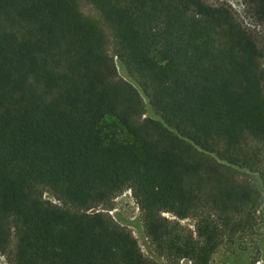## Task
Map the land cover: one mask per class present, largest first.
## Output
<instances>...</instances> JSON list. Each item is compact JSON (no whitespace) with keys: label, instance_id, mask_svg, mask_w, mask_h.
<instances>
[{"label":"trees","instance_id":"16d2710c","mask_svg":"<svg viewBox=\"0 0 264 264\" xmlns=\"http://www.w3.org/2000/svg\"><path fill=\"white\" fill-rule=\"evenodd\" d=\"M242 2L264 28V0ZM125 191L154 256L109 213ZM263 227L262 33L207 0H0L8 264H210L236 247L224 264H255Z\"/></svg>","mask_w":264,"mask_h":264},{"label":"rangeland","instance_id":"374dc122","mask_svg":"<svg viewBox=\"0 0 264 264\" xmlns=\"http://www.w3.org/2000/svg\"><path fill=\"white\" fill-rule=\"evenodd\" d=\"M208 3L212 4H219L224 3L228 6H230L240 17L241 19L250 27L256 28L260 33L264 35V28L252 18V16L248 13L247 9L243 5L242 0H207ZM85 12L87 13H94L93 10L85 6ZM117 68L119 69L120 75H124V72L120 69L117 59H115ZM114 119L113 118H106L104 122L101 124V128L103 130L106 129L107 125L111 123ZM109 213L114 217V219H118L124 224H127L128 228H130L133 232V235L138 240V243L143 251V253L147 256H154V253L150 252V244L148 239L144 236L143 233H140V231L137 229L135 225H131L129 223L131 222H138L139 221V215L140 211L139 208L134 200V198L131 196L130 191H125L123 194L119 195L115 199L114 208L109 211ZM164 215L168 218H173L172 214L170 213H164ZM182 224L185 226H188L189 228H194V221L191 218L185 219L181 221ZM261 233H264V227L260 229ZM251 247H249V250ZM225 255L224 250H220L218 253H216L212 259V264H220L221 259ZM241 254L239 253L238 249L234 251V254H231V262H239ZM255 254H252L251 257H254ZM0 264H8L6 257L2 254H0ZM180 264H193L188 260H181ZM255 264H264V259L258 258V260L255 262Z\"/></svg>","mask_w":264,"mask_h":264},{"label":"flooded vegetation","instance_id":"af4514ba","mask_svg":"<svg viewBox=\"0 0 264 264\" xmlns=\"http://www.w3.org/2000/svg\"><path fill=\"white\" fill-rule=\"evenodd\" d=\"M234 246H235V244H234ZM238 248L236 247L234 250H231V252H230V250L228 251L227 250V248L224 250L225 251V255L223 256V258L221 259V262H220V264H224V262L226 261V260H228V259H231V254H234V251H236ZM239 251V250H238ZM210 264H212V261H211V263Z\"/></svg>","mask_w":264,"mask_h":264},{"label":"water","instance_id":"95a60500","mask_svg":"<svg viewBox=\"0 0 264 264\" xmlns=\"http://www.w3.org/2000/svg\"><path fill=\"white\" fill-rule=\"evenodd\" d=\"M130 224V223H129Z\"/></svg>","mask_w":264,"mask_h":264}]
</instances>
